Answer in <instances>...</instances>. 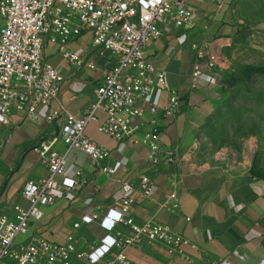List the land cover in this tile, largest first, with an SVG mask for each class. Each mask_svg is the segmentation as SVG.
I'll return each mask as SVG.
<instances>
[{
    "label": "crops",
    "instance_id": "crops-1",
    "mask_svg": "<svg viewBox=\"0 0 264 264\" xmlns=\"http://www.w3.org/2000/svg\"><path fill=\"white\" fill-rule=\"evenodd\" d=\"M193 21L187 30L170 27L161 39L151 43L148 60L167 73L169 88L178 93L181 104L175 119L161 123V144L175 163L153 166L147 153L128 143L120 144L100 133L98 127L105 115L86 129L95 144L110 153L108 164L115 174L108 177L95 173L90 160L80 151L68 155V175L78 182L76 197H93L91 207L73 208L60 201L43 209L41 231L50 241L65 244L70 236L79 252L99 246L104 233L99 220L109 209H119L120 183L127 181L137 191L132 217L138 225L157 223L180 235L187 244L182 253L163 243L145 242L127 250L132 264H263L264 262V144L260 136H235L238 144H225L213 151L210 141L218 139L219 116L209 104L212 75L198 81L192 78L196 61L195 47L207 46L221 54L222 44L238 36L247 21L254 19L260 8L257 0L190 1ZM3 29L4 22L0 17ZM91 36L73 37L69 50L93 61L98 71L77 68L61 54L59 43L45 41L44 60L64 77L58 101L38 108L41 122L14 112L11 126L3 132L6 144L0 153V215L13 218L16 206L26 207L22 198L24 186L48 177V169L34 148L44 139H51L62 126L56 120L47 124L44 118L51 111L66 109L81 117L95 100V90L103 81V70L116 61L109 53H96ZM222 41H226L223 43ZM164 93H157L156 103L163 105ZM240 138V139H239ZM54 149L66 152L62 142ZM80 173L78 176L77 174ZM151 180V195L140 189L141 179ZM98 187V190H97ZM97 190V191H96ZM176 197L177 208L174 207ZM98 217L91 225L81 224L84 216ZM75 225H80L75 229ZM128 233L126 229L122 230ZM72 264H86L72 258Z\"/></svg>",
    "mask_w": 264,
    "mask_h": 264
},
{
    "label": "built area",
    "instance_id": "built-area-1",
    "mask_svg": "<svg viewBox=\"0 0 264 264\" xmlns=\"http://www.w3.org/2000/svg\"><path fill=\"white\" fill-rule=\"evenodd\" d=\"M190 1L211 0H0L4 22L0 32V153L6 144L3 132L10 128L14 112L41 122L38 108L60 98L65 79L44 60L47 39L59 43L63 57L77 68L98 71L93 61L69 50L71 39L85 34L91 36L96 53H109L116 61L114 67L103 70L95 100L81 117L60 108L43 119L50 125L62 121L50 140L44 139L34 148L49 174L24 186L22 198L27 206H16L13 218L0 215V264H72V258L86 264H132L127 250L145 242L163 243L182 253L180 249L187 242L180 235L161 224L135 222L132 207L137 189L127 181L120 183L119 209H109L99 220L104 233L99 246L79 252L73 236L65 244L54 243L43 235L40 225L43 209L60 201H68L73 208H88L95 203L93 197H76L78 188L87 182L68 175L71 151L83 153L95 173L114 176L108 150L86 135L88 125L97 121L99 113L105 115L98 127L100 133L145 151L153 166L175 163V157L163 151L161 123L176 118L181 98L169 88L167 73L148 60L146 50L170 27L189 28L195 15ZM195 50L192 78L198 81L211 75L221 58L207 46ZM157 93L167 95L163 105L156 103ZM59 141L65 145V153L54 149ZM140 189L144 195H151L148 177L141 179ZM171 199L177 208L176 197ZM96 221L98 217L87 215L81 224L88 226Z\"/></svg>",
    "mask_w": 264,
    "mask_h": 264
},
{
    "label": "rangeland",
    "instance_id": "rangeland-1",
    "mask_svg": "<svg viewBox=\"0 0 264 264\" xmlns=\"http://www.w3.org/2000/svg\"><path fill=\"white\" fill-rule=\"evenodd\" d=\"M258 2L257 16L245 22L229 43L222 41L221 62L211 74L216 82L208 103L214 118L220 119L216 125L220 137L210 141L213 151L238 144L233 137L242 135H258L264 144V0Z\"/></svg>",
    "mask_w": 264,
    "mask_h": 264
},
{
    "label": "trees",
    "instance_id": "trees-1",
    "mask_svg": "<svg viewBox=\"0 0 264 264\" xmlns=\"http://www.w3.org/2000/svg\"><path fill=\"white\" fill-rule=\"evenodd\" d=\"M249 82H250V80H249ZM250 84V83H249Z\"/></svg>",
    "mask_w": 264,
    "mask_h": 264
}]
</instances>
